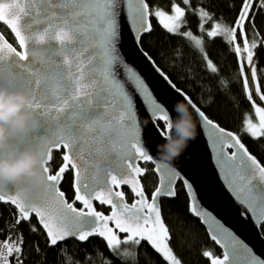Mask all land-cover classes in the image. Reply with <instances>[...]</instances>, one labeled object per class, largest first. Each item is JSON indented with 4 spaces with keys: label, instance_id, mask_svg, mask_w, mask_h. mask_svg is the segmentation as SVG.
Returning a JSON list of instances; mask_svg holds the SVG:
<instances>
[{
    "label": "snow or ice",
    "instance_id": "obj_1",
    "mask_svg": "<svg viewBox=\"0 0 264 264\" xmlns=\"http://www.w3.org/2000/svg\"><path fill=\"white\" fill-rule=\"evenodd\" d=\"M251 7L252 0H244L237 19L241 29ZM173 10V15L162 10L153 14L169 32L191 37L196 45L202 46L203 41L191 33H180L184 10L179 6H174ZM121 11L137 41L141 34L152 31L145 0H0V22L11 29L22 49L18 51L0 33V65L8 62L17 69L9 81L13 85L22 82L32 92L33 108L49 123L48 128L34 125L31 129L47 160L52 159L53 147L65 149L62 166L56 174L48 175L42 188L35 192L27 187L17 191L15 185L10 187L0 182V201L18 207L17 224L30 220L34 213L46 230L50 246L69 237L86 241L98 235L116 252L122 243L139 247L143 240L169 264H181L169 247L171 237L158 203L161 196H176L175 185L165 183L161 174L151 201L145 194L139 179L145 170L137 162L152 161L153 157L141 144L125 82L143 96L155 116L167 122L168 130L171 124L168 114L152 98L144 81L120 62L117 45ZM203 17L210 18L207 13ZM222 32L228 35L229 43L235 40V31L221 29L219 24L208 35L216 37ZM244 40L247 64L251 66L256 45H249L246 36ZM235 51L240 53V47L236 46ZM117 67L126 69L125 81L117 78ZM211 70L216 71L215 67ZM251 72L255 77V67ZM244 86L247 89V77ZM255 88L259 93L258 81ZM247 97L252 100L250 90ZM260 99L264 100V94ZM255 111L259 123L246 120L247 131L253 137H264V108ZM199 115L213 130L214 147L218 145L217 154L222 169L227 172L229 190L238 197L245 211L255 214L259 209L260 220L264 222V165L249 153L238 136L214 124L203 112ZM227 149L234 150L229 153ZM47 160L45 170L49 173ZM69 167L74 170L73 203H68L57 187ZM155 171L160 173L161 169L157 166ZM121 185H129L137 197L131 204L125 200L123 191L116 190ZM6 190L15 195H5ZM187 190L192 195L190 212L207 218L208 214L198 207L190 184ZM93 200L111 206V214L98 212ZM75 201L81 202L83 207L77 209ZM110 222L114 223V228L109 226ZM117 230L126 234L123 240ZM212 239L217 237L214 235ZM22 243L21 240L0 244V264H9L8 257L13 253L20 264ZM241 247L246 248L233 238L223 258H213L212 264H264V260L254 256L242 257ZM121 255L128 257L131 253L124 251ZM205 255L211 256L210 253ZM105 264L110 262L105 261Z\"/></svg>",
    "mask_w": 264,
    "mask_h": 264
},
{
    "label": "trees",
    "instance_id": "obj_2",
    "mask_svg": "<svg viewBox=\"0 0 264 264\" xmlns=\"http://www.w3.org/2000/svg\"><path fill=\"white\" fill-rule=\"evenodd\" d=\"M151 9L159 7L171 12L173 6L182 5L180 33H191V36L203 41L202 46L196 45L191 37L171 33L152 18L153 28L141 39L142 47L155 60L157 65L169 78L214 121L221 126L237 133L250 152L264 165V137H253L246 128L247 115H254L257 106L252 93V100L247 92H252V79L256 80L264 71V0H252L248 19L241 29L237 19L241 13L244 0H147ZM207 13L209 19H204ZM219 24L221 29H233L235 40L229 43L227 34L216 37L208 35L211 27ZM0 29L8 40L17 46L10 30L0 23ZM250 45H260L256 52L253 67L247 64L244 37ZM236 46L241 49L235 51ZM254 52V51H253ZM254 56V53H253ZM253 62V61H252ZM241 65L243 69L241 70ZM215 67L216 71L211 69ZM247 77L248 87L244 86ZM229 82L227 89H222L221 79ZM211 100L210 103L204 101ZM161 128L166 125L159 122ZM63 150L54 151L49 163L51 173L62 166ZM146 173L141 177L145 192L150 197L158 184V178L152 164L143 165ZM73 171L69 168L64 173L61 185L69 201L74 200ZM129 202L135 199L131 191L124 188ZM98 212H107V208L96 203ZM162 212L165 225L171 239L168 241L173 254L182 264H212L211 260L222 256V250L215 244L206 228L201 224L189 208V198L182 183L177 185V196L162 201ZM19 212L11 204L0 201V239L9 243H19L20 264H169L147 241H141L139 247L129 243L119 246L116 252L109 249L104 239L93 237L86 241L70 239L55 246L49 245L44 230L36 217L21 220L17 224ZM34 227V231H33ZM264 235V224L261 226ZM124 238L126 235H121ZM131 253L124 257L122 252ZM210 253L211 256H206ZM9 264H17L16 254L9 257Z\"/></svg>",
    "mask_w": 264,
    "mask_h": 264
},
{
    "label": "water",
    "instance_id": "obj_3",
    "mask_svg": "<svg viewBox=\"0 0 264 264\" xmlns=\"http://www.w3.org/2000/svg\"><path fill=\"white\" fill-rule=\"evenodd\" d=\"M145 2L148 4L149 13H150L149 20L153 28L151 7L147 2V0H145ZM0 23L5 25L13 34L11 29L6 24H4L3 22ZM120 28H121L120 39L117 48H118L121 64L126 66V68H130L144 81L145 85L147 86L149 92L152 95V98L156 101V103L161 105V107L166 111L168 115L170 114L171 117H174L176 113L174 111L172 112L173 104L178 100H183L189 103L191 111L193 112V116L196 121V139L190 142L184 154L171 163L160 161L157 158L156 146L164 142V137L170 134L171 130L167 129V122L159 119L157 116H155L152 113L149 105L144 100L143 96L140 93L134 91L127 84V82H125V88L126 91L130 94L133 111L136 116V123L140 130L141 144L145 148L146 152L153 157L152 161L138 160L137 162L138 166L145 170L144 173L139 177L140 183L143 185L141 177H143L146 173V169L143 167V165L146 163L152 164L154 167V172L158 178L157 186L160 183L161 174H163V179L165 183H171L175 185L176 196H177V185L179 183L183 184V187L189 198V208L192 203V195L188 192L187 185L190 184L198 207L203 209L208 214V216L207 218H205L204 216L197 217L195 214L193 213L192 214L197 219L200 220L201 224L206 228L211 239L214 235L217 237L216 240L214 239L212 240L222 250V256L215 258L222 259L226 248H228L230 243L233 241V238H235V240H238L241 245L246 246V248L241 247L242 257L251 258L254 256L259 258L260 260H264V235L261 229V226L264 224V222L260 220V210L257 209L255 214L245 211L242 205L240 204L238 197L234 195L232 191L229 190L227 172L226 170L222 169L221 162L217 154L218 145L214 147L215 138L213 135V130L209 126L204 124L203 117L199 115V112H203L205 116H207V114L190 98V96L185 91L177 87V85L157 65L155 60L142 47L141 45L142 37L150 32H145L141 34L137 41L132 30L125 22L123 11H121V15H120ZM0 33H2L4 39L8 43L12 44L13 47H16L18 51L22 50L16 38L15 39L17 42V46H15L13 43H11L8 40V38L5 36V34L2 32L1 29H0ZM0 43H2V41H0ZM125 70L126 69H122L120 67H117L115 69L117 73V78L121 81H125V75H124ZM16 71L17 69L12 67V65L8 62H5L3 65H0V76L6 77L8 80ZM14 86L28 89L27 87H24L22 82L19 81L16 82ZM196 109H199V112ZM35 111L37 112V115L39 117V122L36 125L43 126L44 128H48L49 123L47 119L40 115L39 110L35 109ZM207 117L208 119L212 120L214 124H218L221 128H224L218 122L211 119L209 116ZM159 122L164 123L166 125V129L161 128ZM224 129L225 131L233 133L234 135L240 138V136L237 133L226 128ZM157 133H162V135H157ZM27 135L29 137L28 138L29 140L34 139L33 138L34 134L32 133L31 130L29 133H27ZM240 141L241 143H243L241 138ZM244 145L248 149L246 144ZM60 150H63V154L65 153L64 148L61 147L60 149L57 150L53 147L51 149V156H53L54 151H60ZM233 150L234 149H227L229 153ZM248 151L251 155H253L249 149ZM45 156L47 158L46 154ZM51 160H47L46 166L48 168ZM77 163H79V161H77ZM157 166L161 169L160 173H157L155 171ZM72 171L74 176V170L72 169ZM57 172L51 173V171H49L48 175L56 174ZM63 180L64 177L58 183L57 187L59 191L64 193L65 199L68 201V203H73V201L75 200V196L73 201H69V199L66 196V193L61 188ZM9 186L11 187L12 184H9ZM24 188L25 187L21 188L16 186L17 191L23 190ZM124 188L129 189L133 194L134 198L137 199V197L134 195L129 185H121L116 190L123 191ZM73 189H74V177H73ZM30 191L35 192L37 190L30 189ZM145 194L147 195L146 192ZM5 195H15V193L8 192L6 190ZM176 196L175 197L161 196L158 198L162 219H163L162 201L174 199L176 198ZM147 197L149 201H151V196L149 197L147 195ZM125 200L127 201L128 204L132 203L127 200L126 195H125ZM7 203L11 204L10 202ZM96 203L99 205H103L107 209H109V213H103L104 215L111 214L112 211L111 206L107 204H101L98 200H93V205L95 208H96ZM12 206H14L18 210V207L16 205H12ZM75 207L79 209L83 207V205L81 202L75 201ZM33 216L36 217L38 224L46 233V230L43 228L42 224L39 222L38 217L34 213L31 215L30 218H32ZM205 219H207V222H205ZM109 226L113 228L115 227L114 223L112 222H110ZM93 237L104 239L98 235L91 236L89 238H93ZM70 239H78V238L69 237L63 241H58L57 245L66 242ZM238 247H240V245H238Z\"/></svg>",
    "mask_w": 264,
    "mask_h": 264
},
{
    "label": "clouds",
    "instance_id": "obj_4",
    "mask_svg": "<svg viewBox=\"0 0 264 264\" xmlns=\"http://www.w3.org/2000/svg\"><path fill=\"white\" fill-rule=\"evenodd\" d=\"M220 83L222 89L229 86L225 78ZM33 104L30 90L14 86L0 76V182L39 190L47 183L48 172L45 170L47 158L39 142L29 140L26 135L39 122ZM173 111L174 117L168 115L171 133L156 146L157 158L168 163L183 155L196 139V121L189 103L178 100L173 104Z\"/></svg>",
    "mask_w": 264,
    "mask_h": 264
},
{
    "label": "flooded vegetation",
    "instance_id": "obj_5",
    "mask_svg": "<svg viewBox=\"0 0 264 264\" xmlns=\"http://www.w3.org/2000/svg\"><path fill=\"white\" fill-rule=\"evenodd\" d=\"M250 12V11H249ZM249 14V13H248ZM258 46V48L260 47V45H257ZM254 61H256V57H255V55L253 56V62H252V65H251V67H253V65L255 64V62ZM259 82V85H260V91H259V93L256 91V88H255V84H256V82ZM251 87H252V89L254 90V91H256L255 93H254V97L256 98V101H255V106H259L260 104H261V107L262 108H264V100H261L260 99V95L261 94H264V73H262L261 72V74H259L258 75V77L256 78V80L254 79V81L251 83ZM251 120V122L253 123V124H258L259 123V118H258V116H257V114H256V111L254 112V115H252V114H248L247 115V120ZM250 134V133H249ZM251 135V134H250ZM102 213H105V212H102ZM106 213H109V209H107V212ZM118 234L121 236V235H123V233H119L118 232ZM125 235V234H124Z\"/></svg>",
    "mask_w": 264,
    "mask_h": 264
},
{
    "label": "rangeland",
    "instance_id": "obj_6",
    "mask_svg": "<svg viewBox=\"0 0 264 264\" xmlns=\"http://www.w3.org/2000/svg\"><path fill=\"white\" fill-rule=\"evenodd\" d=\"M175 6H179L180 8H182L183 10H184V7L182 6V5H175ZM173 9H174V6H173ZM172 9V11L171 12H167V11H165V10H163V9H161V8H159V7H154V8H152L151 9V13H152V18L154 19V20H156L159 24H161L160 23V21H159V18L158 17H156L153 13L156 11V10H162L163 12H165L166 14H168V15H173L174 14V10ZM182 21V20H181ZM162 25V24H161ZM163 26V25H162ZM223 29V28H222ZM213 30H215V28L213 27H211V29H209L208 31L210 32V31H213ZM223 33V32H222ZM221 33V34H222ZM254 80L252 79V82H253ZM251 82V83H252ZM256 91H254V90H252V93L254 94ZM256 108H262L261 107V104L258 106V107H256ZM121 237V239L123 240L124 238H122V236H120ZM121 245H123V243L121 244ZM181 262V261H180ZM182 264V263H181Z\"/></svg>",
    "mask_w": 264,
    "mask_h": 264
},
{
    "label": "bare ground",
    "instance_id": "obj_7",
    "mask_svg": "<svg viewBox=\"0 0 264 264\" xmlns=\"http://www.w3.org/2000/svg\"><path fill=\"white\" fill-rule=\"evenodd\" d=\"M251 44H254V43H251ZM251 44H250V45H251ZM15 46H16V45H15ZM257 50H258V46L256 45V47L253 49V51H254V52H253L254 55H256ZM263 73H264V71H263ZM8 242H9V241H8Z\"/></svg>",
    "mask_w": 264,
    "mask_h": 264
},
{
    "label": "built area",
    "instance_id": "obj_8",
    "mask_svg": "<svg viewBox=\"0 0 264 264\" xmlns=\"http://www.w3.org/2000/svg\"><path fill=\"white\" fill-rule=\"evenodd\" d=\"M5 242L9 243L8 241L1 240V239H0V244L5 243ZM9 257H10V256H9ZM9 257H8V259H9Z\"/></svg>",
    "mask_w": 264,
    "mask_h": 264
}]
</instances>
